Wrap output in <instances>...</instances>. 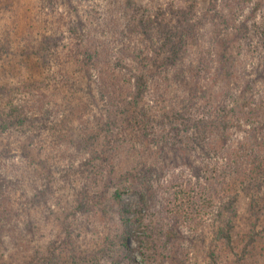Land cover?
<instances>
[{
    "label": "trees",
    "instance_id": "1",
    "mask_svg": "<svg viewBox=\"0 0 264 264\" xmlns=\"http://www.w3.org/2000/svg\"><path fill=\"white\" fill-rule=\"evenodd\" d=\"M57 1L38 0L36 2L38 7L34 1H31V5H23L24 18L31 21L24 29L27 31L21 30L18 17H13L12 25L0 22V156H10V142L6 143L5 139L8 141L14 139L20 144L25 160L18 163L16 168L9 167L8 172L4 171L6 166L0 164V261L5 257L4 248L22 247L24 237H28L33 246L25 245V248H30L25 251L26 253L23 250L18 257L17 254H11V258H18L21 264L58 262L54 243L50 242L48 245L40 243L42 235L38 224L41 220L40 214L49 219L50 208L47 204L57 189L56 173L59 174V179L61 177L65 182L70 180V175L66 174L68 169H63L61 165L58 167L52 165L54 157L73 163L75 154L69 153L68 149L85 151L91 149L90 175L94 186L95 183L98 184L97 174L103 171V165L107 162L108 165L115 166L113 160L123 152L124 146L131 147L128 149L130 152L141 156L142 153L135 150L136 142L145 141L148 127L152 128L153 123V129L155 126L167 125L169 130H172L170 124L173 123L175 115H180L181 121L185 123L192 120V127L186 128L183 137L177 135L175 142H184L186 148H191V145L195 148L200 144L202 154L207 158H212L218 150L220 155H215L216 159L224 166L229 165L232 159L234 169L217 177L221 179L217 181H220L222 190L229 194L226 200L231 197L229 201L231 206L239 207L240 200L244 198L236 192L237 187L244 192V196L250 197L247 207L249 211L256 214V208H264V124H261L264 122V118L261 121L264 108L256 104V108L249 111L252 117L248 112L245 113L244 117L257 119H251L252 122L247 123L250 129H247V134L234 145L227 142L226 133L229 126L226 125L228 121L225 119L226 105L221 99L222 93L205 98L206 103L201 110L203 115L199 118H195L191 112L192 107L185 104H182L180 109L172 107L159 116L154 113V117L151 118L148 117V110L141 106L147 93L149 77H158L161 71L166 72L162 78L165 83L170 85L173 82L177 85L174 91L178 95L179 92L183 95L185 90L190 91L192 81V89L201 87L198 71L214 70L213 74L226 75L227 82L222 85L224 95L226 94L225 100L236 101L241 97L232 93L229 78L236 77L234 76L236 55L233 50H242L239 49L238 42L244 44L247 42V50L250 48L251 37L247 28L249 18L240 13L239 6L248 0L220 2L210 0L205 7L209 12L213 10L214 14L209 19L207 36L201 33L204 31L206 34L205 27L204 30L201 29L206 24L207 17L195 19L198 5L193 0H188L190 4L185 7L179 3L170 4L168 12L161 13V17L159 11L155 12L153 17L158 16L159 19L152 17L151 9L147 5L133 0H123L127 9L122 11V22L118 19L114 27L112 24L110 29L112 38L104 40L92 35L90 43L83 45L85 34L80 33L81 43L74 41L70 46L60 45L62 33L58 31L56 21L63 20V16L59 15L56 21L44 17V6L46 7L44 2L51 5ZM111 1L113 4L114 0ZM118 1L120 0H116ZM180 1L186 0H178ZM216 3L220 8L216 7ZM76 7L71 3L73 10H76ZM111 10L104 8L102 17L97 11L90 10V15H94V17L91 15L90 19L94 20V27L100 28L98 31L102 32L110 22H114V17L107 13ZM51 11L55 12V9ZM68 24L69 30L73 32L76 30L83 32L82 29L85 27L81 16ZM96 28H93V31H96ZM259 32L261 37L258 38L264 40V23ZM140 34L141 38L136 37ZM144 39L151 41V44H146ZM201 39L206 40L207 44L200 50L198 63L193 66V61H190L188 65H184L179 60L180 53L186 50L190 40ZM60 46L66 53L60 51ZM117 50L118 55L115 57L114 52ZM51 64L56 67V71L51 70ZM107 67L111 70L105 72ZM175 67V72L170 73L169 70ZM260 68L258 73L263 74L264 66ZM50 71L51 74L48 75L47 72ZM215 103H221L217 106V116ZM87 122L90 123L86 125ZM193 129L196 131L191 135ZM102 130L101 135L98 131L102 133ZM260 131L263 133H258ZM161 132L165 136L164 142L169 143L168 130L163 128ZM208 132L215 136L212 146L206 142L205 134ZM257 134L261 136L257 137ZM174 148L176 149L172 148L173 151L179 149ZM162 152L165 153L166 150ZM138 157L132 156L131 168L143 172L144 168L141 166L144 167L142 165L144 162L139 167L141 161H138ZM81 164L82 169H73L83 172L89 166H86V163ZM69 168L72 169L71 166ZM62 170L64 176L61 175ZM118 174L112 177L108 174L105 182H102V188H97L96 191L91 188L93 196H90V199L97 205V214L107 218L109 210L120 220L121 230L112 241L113 247L106 252L109 255V264H120V261L113 257L116 254L121 256L120 259L135 264L136 249L131 245V240L138 242L142 249L151 248L153 245L150 235H138L132 222L135 220L132 219V215L139 212L137 210L139 201L141 203L151 197L150 194L142 192L139 199L133 203L124 201L122 198L124 190H121L118 182L114 181ZM38 181L43 187H38ZM131 182L133 185L130 188H133L140 183V178ZM232 192L233 195L230 196ZM196 197L182 200V206L193 205L189 209L194 210ZM222 205L226 206H222L224 212L215 227L213 238L224 250L233 255L231 264H247L249 244L240 253L234 243V219L240 217L238 211L228 207L227 202ZM49 211L50 216L52 214L55 216L56 211L52 209ZM45 218L41 220L42 223L46 222ZM136 221L143 224L146 232H149L151 225L144 223L142 217L138 215ZM68 236L70 227L67 230V238ZM256 239L257 236H252L251 243L253 244ZM142 255L145 261L150 260L147 259L144 250ZM100 256L90 259V263H100ZM217 263L216 257L212 264ZM176 264H185V260L177 258Z\"/></svg>",
    "mask_w": 264,
    "mask_h": 264
},
{
    "label": "rangeland",
    "instance_id": "2",
    "mask_svg": "<svg viewBox=\"0 0 264 264\" xmlns=\"http://www.w3.org/2000/svg\"><path fill=\"white\" fill-rule=\"evenodd\" d=\"M31 1L36 3L38 0H0L1 24L7 23L12 25L11 21L14 19L13 17H18L20 18L21 30L27 31L24 29L27 28V25L31 23V21L29 18H24L23 5H31ZM133 1L141 2L145 6L147 5V7L151 9L152 17L154 13L158 11L160 12V17L161 13L163 14V12H165L166 14L170 4L179 3L184 7L190 4V0L180 2H178V0ZM194 1L198 5L197 17H195V19L207 17V22L201 29L204 30L205 27L206 34L204 31H201V33L207 36L210 26L209 19L212 17V14H214L213 10L209 12V9L205 7L210 3V0H193V2ZM216 1L220 2V0ZM44 3L47 7L44 6V17L56 21L59 15L63 16V20L56 21L58 22V31L62 33V42L60 44L62 46H70L74 41L81 43L80 33L85 34V39L82 40L83 45H88L90 43L92 35L104 40L112 38L110 30L112 24L114 27L118 19L122 22V11L126 8L123 0L118 2L114 0L113 4L111 0H71L70 3L65 0H58L51 5H48L47 2ZM71 3L77 6L76 10L71 8ZM36 6L38 7V4ZM239 6L240 13L249 18L247 28L251 37V42L249 43L250 48L248 50L246 48L247 42L244 44L241 41L238 42V45L239 49L242 50H233V53L236 55V65L234 68V76L236 77L234 79L229 78V83L230 88L233 89L232 93L241 96L237 99L238 102L237 100L233 101L231 99L225 100L226 94L224 95L225 90L222 85L227 82L225 81L226 75L219 76V74H213L215 72L214 70L212 72H204L203 70L198 71L200 73L199 77H201V87L192 89V81L191 90H185L183 95L182 92H179V95L175 93L174 89L177 86L175 83L172 82L169 85L162 80L166 72L161 71L158 77H149L150 80L148 81L147 93L143 102H141V106L148 110V117H154V113L157 116L160 114L162 115L164 111L172 107L180 109L182 104H185L186 106L192 107V115L195 118H199L203 115L201 110L204 107V103H206L205 98L209 95L213 97L216 93H218V95L222 93L221 99L226 105L225 119L228 121L226 125L229 126L226 133L228 138L227 142L236 145L237 141L247 134L246 130L250 129L247 123H251L252 120L257 119V117L247 118L244 117L246 115L245 113L248 112L249 114L250 110L256 108V104L260 105L262 109L264 108V73H258L260 66H264V59H262L264 58V40L259 39L261 37L259 31H261L264 23V1L248 0ZM20 7L22 10H20ZM216 7L220 8L218 3H216ZM104 8L109 11L113 8L111 12L107 11V13L114 17V22H110L108 26L100 32L98 31L100 29L99 27L98 29L94 27V20L90 19L91 15L94 17L93 14L90 15V10H94V12L97 11V14L102 17V10H104ZM51 9H55V12H52ZM79 16H81L85 23V27L82 29L83 32L80 30H76V32L69 30L68 25L70 24L68 23L74 19L78 20ZM95 17L98 16L95 15ZM153 18L159 19L158 16ZM93 28L97 30L93 31ZM106 30L108 32H106ZM136 37L141 38V34ZM143 41L148 45L151 44V41L145 39ZM206 44V40H190L186 50L180 53L179 60L184 65H188L190 61H193L192 65L195 66L198 63L200 50L204 49ZM253 46L256 48H253ZM60 51L66 53V50L61 49V46ZM258 54L259 56L257 57ZM114 55L117 57L118 50L114 52ZM50 67H52V71H56V67H54L53 64H51ZM175 69L176 67L170 69L169 72L174 73ZM107 70H111V68L107 67L105 72ZM47 73L50 75L51 71ZM56 76L59 77L58 74H56ZM178 99L181 101H178ZM219 104L221 103H215V111H217V106H219ZM215 114L217 116L218 111ZM250 116L252 117V115ZM174 117L173 123L170 124L172 130H169V126L167 125L164 127L155 126V129H153V123L152 128L148 127V135L145 141L141 140L140 143L136 142L137 148L135 150L140 151L142 153L141 156L137 155L135 152H130L128 149H131V147L127 145L123 148L121 147L123 152L119 153L113 160L115 166H110L106 162V164L103 165V171L98 172V184L95 183L94 186L93 183H91L92 176L90 175L91 149L85 151L75 150L74 148L68 149L69 147H65V149H68L67 151L69 153L75 154L73 163H70V161H61L55 157L53 158L52 165L57 167L61 165L63 169H68L66 174H68V176L70 175V180L65 182L61 177L59 179V174L56 173L58 179L57 189L52 195V198L50 197L49 204H47L50 208L48 209L49 219H46L43 214H40V219L42 220L45 218L46 222L42 223L41 220L38 222L42 235L40 243L48 245L50 242H53L55 245L54 250L57 254L58 262L53 264H92L90 263V259L97 257V255H101L99 258L100 263L98 264H109V255L106 254V252H109V248L113 247L111 246L112 241L119 233V230H121L120 220L109 210H107V218L97 214V205L91 202L90 196H93L91 188L93 191H96L97 188H102V182H105V177L109 175L112 177L116 173L119 174L114 181H117L120 189L124 190L122 194L124 201L133 203L135 200L139 199V195L142 192L146 195L147 193L150 194L151 197V199H146V201L141 203L139 201L137 206L139 212L132 215V219H135L132 222L137 229L138 235H150V240L153 245L151 248L145 247L142 249L138 242L131 240V245L136 249L134 252L135 264H176L177 258H183L185 264H212L213 259L216 257L217 264H231V261L234 259L233 255L227 252L226 249L224 250L221 245L217 243L215 238H213L215 227L219 223L221 215L224 212L222 206H226L222 204L226 202L228 207H232V210L233 208L236 209V211H238V216H240L234 219V243L237 250L241 253L244 247L249 244L246 254L247 264H264V208H256L258 214H253L249 211L247 207L250 197L244 196V192L237 187L236 192H239L240 196L244 198L242 200L239 199V207L234 204V206H231L229 202L231 197L226 200V196L229 194H225L224 190H222L223 187L220 181H217L221 179L217 177H221L224 175V172L234 169L232 159L229 165L224 163L226 164L224 166L216 159L215 155H220L218 150H216V154H213L214 156H212V158H207L202 154L200 144H197L195 148L192 145L191 148H186L187 145H185L184 142H175L177 135H182L180 137H183L186 128L192 127V120L190 123H185L181 121L180 115H175ZM263 118L264 115L262 114L261 121ZM88 123L90 122H87L86 125ZM261 124H264V122ZM163 128L168 130V135L170 134L169 143L164 142L165 136L161 132ZM192 131L191 135H194L196 130L193 129ZM76 133L77 131L75 134ZM98 133L102 135L103 130L102 133L101 131H98ZM258 133L263 132L260 131ZM205 136L207 137L206 142L210 143L212 146L215 141V136L212 133L209 134V132L206 133ZM256 136L260 137L261 134H257ZM166 139L168 140L169 138ZM5 142H10V156H0V164L6 166L4 171L8 172L9 167L16 168L18 163L24 162L25 160L20 144L14 139L9 141L5 139ZM122 145H124L123 142ZM174 147L179 149L173 151L176 149ZM164 150H166L165 153L162 152ZM211 153L215 152L211 151ZM134 155L136 157L139 156L138 161H141L138 166L144 162V164H142L144 167L141 166V168H144L143 172L134 171L131 168L133 164L132 156ZM237 161L238 159L236 158V164ZM81 163H86V166H89H87L86 170H82L83 172H78L76 170L83 168ZM69 166H71L72 169L69 168ZM145 166L147 167L145 168ZM73 168H76V170ZM63 174L64 171L62 170L61 175ZM138 178H140V183L130 188V186L133 185L131 180ZM42 185L43 184H40V181H38V187H43ZM147 188H149V190ZM232 195L233 192L230 196ZM194 197H196V207L194 210H191L193 208L189 209V207L193 205L182 206V200L192 199ZM51 209L56 211L55 216L53 214L50 216L49 210ZM188 209L189 211H187ZM138 215L142 217L144 223L151 225L149 232H146V228L143 227V224L136 221ZM69 227L70 236L67 238V230ZM252 236H257L253 244L251 243ZM23 244L22 247L17 246L21 250L17 247H12V250L10 248H4L5 257L0 263L21 264L18 258L14 259L10 256L11 254H17L16 257H18L23 250L24 252L29 250L30 248H25L27 244V247L33 246V243L29 241L28 237H24ZM115 249L116 247H114L113 250ZM142 250L147 254V259H150L149 261L144 260ZM46 252L47 248L45 249V253ZM113 257L119 260L120 264H133L120 259L121 256L118 254L113 255Z\"/></svg>",
    "mask_w": 264,
    "mask_h": 264
}]
</instances>
